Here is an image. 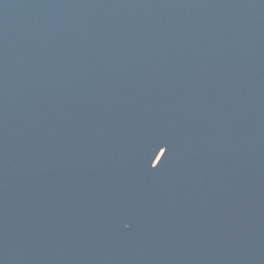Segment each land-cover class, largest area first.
<instances>
[{
  "label": "water",
  "instance_id": "95a60500",
  "mask_svg": "<svg viewBox=\"0 0 264 264\" xmlns=\"http://www.w3.org/2000/svg\"><path fill=\"white\" fill-rule=\"evenodd\" d=\"M0 264H264V0H0Z\"/></svg>",
  "mask_w": 264,
  "mask_h": 264
}]
</instances>
